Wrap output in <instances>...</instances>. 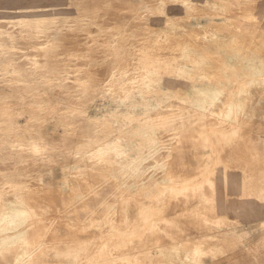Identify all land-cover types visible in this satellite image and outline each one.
<instances>
[{
	"label": "rangeland",
	"instance_id": "374dc122",
	"mask_svg": "<svg viewBox=\"0 0 264 264\" xmlns=\"http://www.w3.org/2000/svg\"><path fill=\"white\" fill-rule=\"evenodd\" d=\"M130 263L264 264V0H0V264Z\"/></svg>",
	"mask_w": 264,
	"mask_h": 264
},
{
	"label": "bare ground",
	"instance_id": "6f19581e",
	"mask_svg": "<svg viewBox=\"0 0 264 264\" xmlns=\"http://www.w3.org/2000/svg\"><path fill=\"white\" fill-rule=\"evenodd\" d=\"M70 2V1H69ZM76 2V1H75ZM84 3V2H83ZM110 3V2H109ZM75 5V4H74ZM93 5V4H92ZM34 6V5H33ZM97 7V6H96ZM84 8V7H83ZM156 9V8H155ZM45 10V9H44ZM80 10V9H79ZM160 10V9H159ZM153 11V10H152ZM133 12V11H132ZM156 12V11H154ZM158 12V11H157ZM44 13V12H43ZM31 14V13H30ZM16 15V14H15ZM30 19V17H29ZM8 20V19H7ZM32 20V19H30ZM231 23V22H230ZM96 24V23H95ZM233 24V23H232ZM247 24V23H245ZM195 25H199L198 24H195ZM248 25V24H247ZM192 26V24H191ZM212 26V25H211ZM239 26V25H238ZM241 26V25H240ZM237 27L236 25V28H239L241 31H242V28H247V26H241V27ZM249 28L248 29H251L252 28V25H248ZM251 26V28H250ZM199 27V26H198ZM197 28V27H196ZM202 28V26H201ZM199 28V29H201ZM217 29V26L215 27ZM208 29V28H206ZM210 29H213L212 27H210ZM195 30H198L197 29H194L193 31V28L192 27H188V34H195L196 31ZM202 30V29H201ZM223 30V29H222ZM198 32V31H197ZM203 32V30L201 31ZM187 34V35H188ZM200 34V33H199ZM167 36V34H165ZM170 35V34H169ZM169 35L167 37H169ZM197 35V34H195ZM201 35V34H200ZM245 35V34H244ZM248 35V34H247ZM190 36V35H189ZM244 37V36H243ZM237 38V37H236ZM248 38V37H246ZM6 39V38H5ZM221 40V38H219ZM185 40V39H184ZM198 40V39H197ZM220 40H217L220 42ZM237 40V39H236ZM246 40V39H245ZM7 42V41H6ZM144 43H148V44H155L157 48H155V51H150V49H144V50H138V54L136 55V58H133L131 60V64H130V69L129 70H134L136 73L139 74V77H140V80H148L149 82H154V79L157 78V79H160L161 77H163L164 75H167L169 76L170 78H173V79H179V78H186V77H192L193 74L197 73L199 74L200 76L202 77H209L211 76L210 74H212L214 71H215V68L218 67V68H221V70L224 72V73H228L230 72L231 70H234L236 69L238 66H239V59L236 55L235 52L238 51L237 49V43L236 44H233L231 43L230 44V49L231 50H228L226 52V54L222 55V54H217V56H213V55H210V56H205L203 54H199L197 52H190V48H194L192 45H187V42H183V43H180L179 42H182L178 39L175 38V35L174 34H171L170 37H169V41H167L164 37L162 38H159V37H153L152 39H149V40H145L143 41ZM243 42V41H242ZM169 44H173L175 46H177L175 49L173 50H169V52H174L173 54H171L170 56L168 55V57H171V59L167 58V55L164 56V54H160L159 51L165 49V47ZM192 44V43H191ZM4 45V43H3ZM9 45V44H8ZM179 45V46H178ZM5 46V45H4ZM219 49H223L224 46L223 45H218ZM149 50V51H148ZM10 51V50H9ZM12 52V50H11ZM180 53L179 55L177 53ZM258 53V52H257ZM177 54V55H176ZM259 54V53H258ZM164 56V57H163ZM213 56V57H211ZM17 61V60H16ZM187 63H191L193 64L195 67L194 68H189V66L187 65ZM246 63V62H245ZM166 71V72H165ZM28 75V74H27ZM30 76V75H29ZM197 77V76H196ZM252 80V79H251ZM257 80V79H256ZM157 84H160V83H157ZM251 92V91H250ZM3 95V94H2ZM236 100V98H235ZM196 113V112H195ZM208 119V118H207ZM224 123V122H223ZM235 125V124H234ZM236 128V127H235ZM229 132V131H228ZM205 138V136H204ZM202 138V139H204ZM205 140H208V139H204ZM254 156L253 154L250 155V157ZM260 168V167H259ZM102 182V181H101ZM114 183V182H113ZM110 184H108L107 187H109ZM114 185V184H113ZM112 185V186H113ZM106 187V188H107ZM105 188V189H106ZM111 188V185L110 187L108 188V190ZM104 189V188H103ZM102 189V190H103ZM104 189V191H105ZM101 190V191H102ZM107 190V189H106ZM107 190V191H108ZM99 191V194L100 192ZM106 191V193H107ZM112 191V189H111ZM110 191V192H111ZM123 191V190H122ZM109 192V191H108ZM105 193V192H103ZM101 193L100 195L98 196H102L105 197L106 193L103 194ZM108 194V193H107ZM117 195V194H116ZM107 196V195H106ZM58 197V196H56ZM97 197V196H95ZM95 197H93L92 199H94ZM155 198V197H154ZM59 199V198H57ZM97 202H99L97 200V198H95ZM94 199V200H95ZM105 199V198H103ZM89 201V200H87ZM102 201V200H101ZM100 201V202H101ZM60 202V201H59ZM63 202V201H62ZM96 202V203H97ZM92 206L93 203L95 204V201L92 203L90 202ZM60 204V203H59ZM64 204H65V200H64ZM66 205V204H65ZM64 205V207H65ZM87 205V203H86ZM63 206V205H62ZM96 206V205H95ZM63 207V208H64ZM77 207V206H76ZM90 207V206H88ZM94 208V207H93ZM81 209V208H80ZM89 209V208H88ZM90 209H92V207H90ZM89 209V210H90ZM103 209V208H102ZM100 210V213L103 212V210ZM78 210V209H76ZM85 210V208H84ZM72 211V210H71ZM97 211V210H96ZM102 211V212H101ZM81 212V211H80ZM78 211V213H80ZM85 212H87L85 210ZM82 213L83 215L85 214ZM91 212V210H90ZM89 212V213H90ZM95 212V211H94ZM71 213V212H70ZM67 214V213H66ZM72 214V213H71ZM77 214V213H76ZM88 214V212H87ZM73 215V214H72ZM82 215V216H83ZM103 215V214H102ZM81 216V215H80ZM78 216V217H80ZM87 216V215H85ZM55 217V216H54ZM71 217V216H70ZM69 218V217H68ZM67 218V219H68ZM66 219V218H64ZM70 219V218H69ZM73 219V217L71 218ZM70 219V220H71ZM81 219V217H80ZM109 251H107V254H108ZM124 252V251H123ZM111 253V252H110ZM115 253V252H114ZM153 253V252H152ZM151 253V254H152ZM101 254V253H100ZM116 254V253H115ZM118 254V253H117ZM116 256V255H115ZM114 256V257H115ZM104 258V257H103ZM110 258V257H109ZM99 260V259H98ZM105 260V259H104ZM108 260V259H107ZM113 260V259H112ZM100 262H102V260H99ZM105 262V261H103ZM108 262V261H107ZM112 262V261H111ZM131 264V263H130Z\"/></svg>",
	"mask_w": 264,
	"mask_h": 264
}]
</instances>
